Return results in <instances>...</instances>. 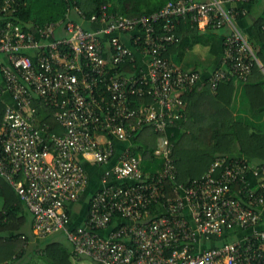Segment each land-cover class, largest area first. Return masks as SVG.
<instances>
[{
  "label": "built area",
  "instance_id": "built-area-1",
  "mask_svg": "<svg viewBox=\"0 0 264 264\" xmlns=\"http://www.w3.org/2000/svg\"><path fill=\"white\" fill-rule=\"evenodd\" d=\"M20 1L0 0V177L31 214L33 233H63L74 257L97 264H263L258 222L264 195L257 192L264 190V165L217 156L199 179L176 185L166 196L164 182L176 179V168L164 136L154 151L163 156L161 171L143 173L141 157L128 146L101 174L84 223L70 227L67 212L89 182L81 157L108 167L116 141H128L142 127L164 134L183 119V96L202 78L164 56L176 40L177 23L228 30L220 65L204 78L212 92L223 82L247 81L253 66L261 67L236 25L237 15L245 13L238 5L253 0H173L133 18L104 7L86 18L74 3L63 20L27 31L14 18ZM74 16L95 29L85 30ZM133 50L145 58V68L127 75L119 68L126 61L135 66ZM37 107L47 110L61 133L46 136ZM234 230L249 233L204 246Z\"/></svg>",
  "mask_w": 264,
  "mask_h": 264
},
{
  "label": "trees",
  "instance_id": "trees-1",
  "mask_svg": "<svg viewBox=\"0 0 264 264\" xmlns=\"http://www.w3.org/2000/svg\"><path fill=\"white\" fill-rule=\"evenodd\" d=\"M168 1L173 0H21V5L18 7V12L15 14L14 18L15 22L19 24L24 31H27L32 27H42L45 24L63 20L67 10L72 7L74 3L83 12L86 18L99 13L102 7H104V10L107 13L133 18L152 14L160 10ZM257 1L258 0H253L250 3L252 4ZM237 10H245L244 5H238ZM245 14L246 13H239L236 17V23L241 24V22L246 19ZM183 24L184 22L180 21L179 24H176L175 28L178 29L179 25L180 27L187 26L190 31L189 33L192 32L194 36V41H191V43L200 42V37H195L198 33L197 25H191L188 22H185L184 25ZM28 25L31 27L29 26L28 28ZM247 32L248 42L255 50L261 67L255 64L250 76L245 82L234 79L221 83L218 86L217 96L215 97L209 92L204 93L201 98L202 100L205 99L203 102L205 103V106L203 105V110H195V108H197L194 99V97H196V90L184 95V104L178 109V112L184 116V111L186 109L185 112L188 114L189 124H187V121L184 122L183 119H181L174 124L168 125L165 129V133L161 134V136L166 137L170 142V157L174 161L176 168V179L174 181L166 180L164 182L166 196L173 195V188L176 185H186L194 179H199L207 172L217 156H232L233 153L240 151L245 154L246 158H250L251 156L248 155L249 152H260L264 150V135H258L257 133H250L247 135L246 123L239 124L236 121H233L232 113L230 111L232 102H235L234 94L236 89L234 87V81L243 84L245 98L254 95L251 92L253 91V87L258 86L261 90L264 87V73L262 72V68L264 70V13L263 16L259 17L252 23V25H250ZM185 39L186 41H189V39ZM186 41L180 40V44L178 45L181 47L186 44ZM212 52L217 55L216 47H214ZM164 56L167 57V52H164ZM125 63L126 64L121 66L120 69H131V65L129 63L127 64V61ZM207 87L209 89L208 85ZM221 89H224L225 91V100L219 97L221 96ZM215 100L216 104L218 103L217 106L214 105ZM185 103H187L186 108ZM37 108L39 109L38 115L40 117L41 125L48 126L46 129V136H49L52 133H61V128L57 125L53 117L48 114L47 110L42 107ZM4 109V100L0 98V126L3 121ZM263 111L264 105L259 112L261 113ZM180 129H185V131L188 130L189 132L187 133L183 131V133H181ZM139 131L140 129L134 131L131 137L134 136V138L136 137L137 139L136 135ZM185 135H189L190 142L194 140L192 143H195V145L189 147L188 143L184 147V145H182V139ZM204 143L206 145H204ZM179 146L182 148V151L176 149ZM191 147H201L202 150L200 153L193 152L191 151L193 150ZM155 149V143L153 145L144 143L141 147L137 146L136 149H133L135 155L141 156L140 169L143 173L156 174L161 171L164 162L163 156H155ZM246 161L251 163L249 159H246ZM181 165H187L188 170L180 169ZM248 178L251 181L252 186H255V183H252L254 180L251 174H249ZM257 193L264 195V190L258 189ZM0 200L2 201L0 209V242L3 240L4 242L9 243L20 237V233L17 232L23 225L24 216L21 215L20 218L16 217V214L22 211V203L19 201L9 183L2 177H0ZM67 212L69 211L67 210ZM258 229H264V215L258 222ZM248 233L249 231L243 230L242 232V230H234L228 232L223 237L217 238L212 236L206 241V243H208L206 248L218 247L227 242H232L240 235L243 236ZM71 257L76 260L83 258L74 257L71 250L69 251L62 245L56 243L48 245L46 248L45 259L48 264H72L70 260ZM93 263L97 264L95 262Z\"/></svg>",
  "mask_w": 264,
  "mask_h": 264
},
{
  "label": "crops",
  "instance_id": "crops-1",
  "mask_svg": "<svg viewBox=\"0 0 264 264\" xmlns=\"http://www.w3.org/2000/svg\"><path fill=\"white\" fill-rule=\"evenodd\" d=\"M244 8H245L244 12L246 13L245 14L246 19L243 20L241 24L239 23H236V24L240 32L243 33L247 37V33H248L247 31L249 30L250 25H252V23L255 22L259 17L263 16L264 0H258L257 2H254L252 4L251 3L245 4ZM73 18L85 30L95 29V26H94L95 24L89 23L87 19L83 20L75 16ZM29 26L30 25H28V28ZM197 30H198V33L196 34L197 36L195 37H200V40H199L200 42L191 43V41H194L193 33L192 32L189 33L190 31L187 28V26L180 27L179 25V28L178 29L175 28V31H174L175 37H176L175 42L171 44L170 46H168V48L166 49V52H167L166 58L172 61L173 63H175L182 71H186V72L197 71L201 75V78H202L200 81L201 85H199L195 91L197 98L194 97L195 106L197 107L195 108L196 111L201 110V109L203 110L205 106L204 105L205 103H203L205 99L204 100L201 99L204 93L209 92L212 96L213 95L214 97L217 96L218 88L216 89V91L212 92L210 88L208 89L204 81V78L206 77L207 74H209L211 71H213L214 69H216V67L219 66L218 59H220L221 54H222L221 53L222 52L221 50L222 40L224 36L228 33V30L226 28L225 29L223 28L218 31H212V32L205 31L202 29V25L197 26ZM185 38L189 39V41H186ZM122 39L126 44L129 45L130 40L128 39L126 35L122 37ZM180 40H185L186 44L180 47V45H178L180 44ZM214 47H216L217 55L213 54L212 52ZM133 51L135 52L136 50H133ZM134 52H133L134 59L136 57L135 60H137L135 62H138V63H135V66H134L133 63L127 62V64L129 63L131 65L130 66L131 69L121 70L119 68V70L122 73L127 74V75H134V73H137L143 68H145L146 60H144V58L138 51H136L137 53L136 52L134 53ZM138 53L140 57L138 56ZM196 57L202 58V61L200 62L196 60L195 59ZM201 63H203L204 65L201 66L200 65ZM125 64L126 63H123L121 66ZM262 72L264 73V71ZM234 87L236 89V92L234 94L235 102H232V105H231L232 107L230 109L232 113L233 121H236L239 124L240 123L244 124L245 122L246 129H247V135H249L250 133H255V134L257 133L258 135L259 134L264 135V128H263L264 111L261 113L259 112L262 106L264 105V87L262 90L258 86H255L256 88L253 87L252 88L253 91L251 92L254 95L252 97L249 96L248 98L244 97L242 83L238 81H234ZM219 97L223 100L226 99V94H225L224 89H221V96ZM212 103H213V100H212ZM217 104L215 100L214 105L217 106ZM186 105L187 103H185V108H186ZM185 111H184L185 115L183 117V121L184 122L187 121V124H189L188 114H186L187 112ZM238 118H241V119H238ZM144 130H146V127L140 128V131L137 132L136 136L139 137L141 132H143ZM180 131L181 133H183V131L187 133L189 132L188 130L185 131V129H180ZM155 135H156V140L154 143L156 145V149H155L156 151L157 149L161 148L162 136L160 133H155ZM136 140H137L136 137L134 138L133 136V137H130V139L125 142L116 141L115 142L116 143V152H115L116 156L107 165L108 167L98 166L88 161L86 158H83V157L80 158L79 162L85 168L88 178H89V182H88L86 190L81 194L79 200L68 208V211H69L68 214L70 216V223H69L70 227H76L84 223L85 218L87 217L88 205H89L90 199L92 195L100 188V177L104 169L112 167L117 162V157L119 156L122 149L124 150L126 147L130 146L133 152L132 143H134ZM146 143L151 145V143L149 142H146ZM248 155L251 157L246 158L245 154L238 151L236 153H233L232 156L241 157L245 160L249 159V161L253 163V165H264V150L260 152H251V153L249 152ZM89 194L91 196H89ZM88 196H89V199H88ZM1 206H2V201H1ZM22 207H23L22 211L16 214L17 218H20L21 215L24 216L23 225L20 227L19 231L17 232V233H20V237L9 243L4 242L3 240L0 242V264H48V262L46 261L45 263L43 259H45L46 248L48 247V245H51L53 243L62 245L69 251L71 250L70 244L68 243L65 235H63L64 237L62 236L53 237L55 235L53 234L45 238H41L37 236L39 238L38 239L32 231L31 214L28 212V210L23 204H22ZM50 236L52 237L51 239H50ZM60 238H63L65 242L60 241ZM207 244L208 243L205 242L204 246L206 247ZM70 260L72 262V260L74 259L71 257Z\"/></svg>",
  "mask_w": 264,
  "mask_h": 264
},
{
  "label": "rangeland",
  "instance_id": "rangeland-1",
  "mask_svg": "<svg viewBox=\"0 0 264 264\" xmlns=\"http://www.w3.org/2000/svg\"><path fill=\"white\" fill-rule=\"evenodd\" d=\"M237 25V24H236ZM238 28V27H237ZM245 36V35H244ZM247 38V37H246ZM198 53V52H197ZM196 60H198V61H202V58H199V57H196L195 58ZM201 66H203L204 64L203 63H201L200 64ZM262 71H264L263 70V68H262ZM211 121V120H210ZM202 122H204V121H202ZM263 128H264V126H263ZM155 140H156V135H155V133H154V130L151 128V127H146V130H144L143 132H141V134L139 135V137H137V140L134 142V143H132V148L133 149H136L137 148V146H142L144 143H146V142H149V143H151V145H153L154 144V142H155ZM182 145H184V147H185V145L186 144H188L189 143V147L191 146V145H195V143H192L194 140H192L191 142H190V137H189V135H185L184 136V138L182 139ZM204 145H206L205 143H204ZM193 150H191V151H193V152H197V153H200L201 152V147H191ZM177 150H180V151H182V148L179 146V147H177L176 148ZM180 169H187V165H181V167H180ZM188 170V169H187ZM183 171H185V170H183ZM187 173V172H186ZM89 196H91L90 194H89ZM89 196H88V199H89ZM86 199H87V197H86ZM87 201V200H86ZM0 207H1V200H0ZM63 233H56L53 237H56V236H62V237H64L63 235H62ZM52 237L50 236V239H51ZM50 239H48V240H50ZM60 241H62V242H65L64 241V239L63 238H60ZM229 241H231V240H229ZM42 261V260H41ZM43 261L46 263V260L45 259H43ZM42 261V262H43ZM72 263L73 264H94L91 260H89V259H87V258H81V259H79V260H76V259H74V260H72Z\"/></svg>",
  "mask_w": 264,
  "mask_h": 264
},
{
  "label": "bare ground",
  "instance_id": "bare-ground-1",
  "mask_svg": "<svg viewBox=\"0 0 264 264\" xmlns=\"http://www.w3.org/2000/svg\"><path fill=\"white\" fill-rule=\"evenodd\" d=\"M133 52H134V51H133ZM135 52H136V51H135ZM135 52H134V53H135ZM136 53H137V52H136ZM138 56H139V53H138ZM139 57H140V56H139ZM135 59H136V57H135ZM137 59H138V58H137ZM139 59H140V58H139ZM144 60H145V58H144ZM144 60H143V61H144ZM135 61H137V60H135ZM138 61H140V60H138ZM135 63H138V62H135ZM142 64H143V62H142ZM142 64H141V65H142ZM137 66H138V65H137ZM62 235H64V234H62ZM36 237H37V236H36ZM37 238H38V237H37ZM38 239H39V238H38Z\"/></svg>",
  "mask_w": 264,
  "mask_h": 264
}]
</instances>
